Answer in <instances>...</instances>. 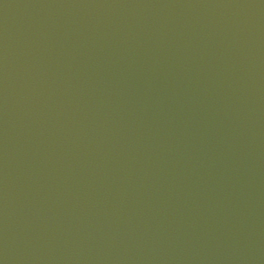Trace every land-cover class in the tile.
Returning a JSON list of instances; mask_svg holds the SVG:
<instances>
[{"label": "water", "instance_id": "obj_1", "mask_svg": "<svg viewBox=\"0 0 264 264\" xmlns=\"http://www.w3.org/2000/svg\"><path fill=\"white\" fill-rule=\"evenodd\" d=\"M0 264H264V0H0Z\"/></svg>", "mask_w": 264, "mask_h": 264}]
</instances>
